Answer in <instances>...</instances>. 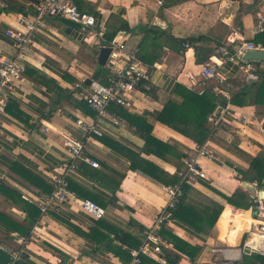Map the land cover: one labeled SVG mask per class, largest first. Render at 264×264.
Segmentation results:
<instances>
[{
	"label": "crops",
	"instance_id": "0c3cea01",
	"mask_svg": "<svg viewBox=\"0 0 264 264\" xmlns=\"http://www.w3.org/2000/svg\"><path fill=\"white\" fill-rule=\"evenodd\" d=\"M30 1L0 0V7L8 5L27 11L0 14V58L16 55V44L5 30L19 26L18 14L32 12ZM73 1L81 11L96 17L94 29L83 31L78 23L64 17L48 18L46 27L32 34L30 45L19 58L26 66L24 77L6 92L7 106L0 114V252L10 258L7 261L6 255H0V264H126L131 259L127 248L141 244L143 230L169 201L167 187L173 185L130 167L126 148L140 152L145 145L135 127L113 110L110 115L117 116L118 123L109 116L97 121L94 110L81 96V92L90 90L86 81L94 80L102 66L108 68L107 62L99 63L101 47L109 45L105 40L107 33L116 32L114 39L144 56L151 70L149 89L140 87L131 95L132 105L126 109L145 116L158 138L172 143L187 156L193 154V142L158 121L155 113L169 99L182 101L174 92L176 85L189 88L185 74L198 73L203 64L198 59L208 52L210 61L217 56L220 45H230L240 37L263 44V33H253L260 0ZM161 34L187 39L190 46L183 51L173 49ZM216 59L224 81L209 82L207 87L213 85L228 102L219 105L213 116L217 118L223 107L229 113L218 125L210 121L215 128L206 143L217 157L198 159L208 178L187 183L189 191L182 195L187 206L172 210L171 221L163 228L199 249L193 259L182 254L178 264H236L242 253L244 261L246 247H250L248 236L256 232L260 220L251 200L248 208L237 207L225 195H232L240 187L249 191L251 199L254 182L243 180L241 172L250 167L253 156L264 153V103H231L232 94L247 88L249 81L239 66ZM79 120L84 125L97 124L103 134L87 132L79 126ZM45 123L51 126L49 130L44 129ZM59 131L82 138L86 152L100 167L78 161V169L68 170L70 200L60 210L41 216L28 232V212L11 190L35 198L51 194L52 178L63 174L73 161ZM142 156L170 173L177 174L184 167L182 159L175 157L161 158L143 152ZM74 197L97 202L106 209L105 215L98 220L92 218L77 207ZM218 205L222 210L215 225L208 234L204 233L210 224V217L205 215ZM34 226L41 228L37 237L32 234ZM94 228L98 237L113 239V244L121 246L128 257L88 235ZM165 232L171 245L168 251L179 253ZM123 233L132 235V244L121 243L117 235ZM12 251L20 253L18 259L11 258ZM148 259L146 264H160L153 259L148 263ZM248 264L259 261L250 258Z\"/></svg>",
	"mask_w": 264,
	"mask_h": 264
},
{
	"label": "built area",
	"instance_id": "2783aa9c",
	"mask_svg": "<svg viewBox=\"0 0 264 264\" xmlns=\"http://www.w3.org/2000/svg\"><path fill=\"white\" fill-rule=\"evenodd\" d=\"M260 1L261 4L256 12V20L253 26L254 34L264 33V0ZM29 6L32 8L31 13H20L17 15L19 26H11L5 30L6 36L14 40L17 53L14 57L0 58V114L5 111L7 106L6 92L14 89L15 84L24 77L26 66L19 58L30 45L32 34L46 27L48 18L64 17L78 23L83 31L93 30L96 24V17L93 14L81 11L73 0H31ZM108 46L112 48V51L107 61L110 70V74L107 76V83L94 79L89 84L90 90L86 93L81 92V96L95 110L97 121L102 117L109 116L114 122L118 123L119 118L115 115H110V106L120 105L129 108L133 102L132 94L140 87H143L144 90L149 89L151 70L140 59L138 52L136 50H128L124 42L113 38L109 41ZM185 46H188V43ZM250 51L264 52V45L240 37L232 40L230 45H220L217 49L216 57L220 58V60L233 62L244 71V77L247 81L256 82L264 74V59L247 58V53ZM216 57L214 56L212 60L201 64V70L198 73L187 72L185 74L186 84L190 89L202 94L209 82L224 81V77L218 71ZM228 113V108L223 107L221 114L217 118L211 115L209 120L214 121L218 125ZM243 121L247 122V119L244 117ZM78 124L89 133L103 134V130L97 124L84 125L81 120L78 121ZM50 127L49 124L45 123V130H49ZM262 132L264 133V128H262ZM59 134L62 136L68 152L73 157V161L67 166L63 174L52 178L54 187L49 196L35 198L27 194L22 195L27 201L34 202L40 208L42 215L49 213V211L60 210L70 200L72 193L69 188L70 181L67 177V171L78 169V161L87 162L93 167H100L99 162L91 158L86 152V143L82 138L65 131H59ZM192 152L193 154L183 158L184 167L177 172L180 183L167 187V192L170 196L167 205L158 213L153 222L143 230L141 244L137 248H127L131 259L126 264H143L145 257L153 259L160 264H169L166 252L171 245L161 233V230L169 225L172 209L175 208L182 196L181 184L183 182L189 183L197 178L207 179L208 173L200 167L198 159L200 157L216 159L217 157L208 148L206 142L202 145L195 144L192 147ZM253 185L255 188L252 191L250 200L258 212L260 220L256 226V232L248 236V241L251 247L250 252L255 250L264 254V185L259 187L256 181H254ZM74 202L80 210L94 219L98 220L106 213V209L102 205L89 198L74 197ZM40 230L39 226H34L32 234L37 237ZM19 256L20 253L18 251L11 252L13 260L18 259Z\"/></svg>",
	"mask_w": 264,
	"mask_h": 264
},
{
	"label": "trees",
	"instance_id": "16d2710c",
	"mask_svg": "<svg viewBox=\"0 0 264 264\" xmlns=\"http://www.w3.org/2000/svg\"><path fill=\"white\" fill-rule=\"evenodd\" d=\"M29 10L32 11L31 6H29ZM4 11L27 12L24 10V8H9L8 5L0 7V14ZM115 34L116 32L107 33L105 40L109 43V41L114 38ZM161 36H164L166 44H168L169 47L178 51H183L185 47L190 46V42L187 39H179L163 34H161ZM260 36L261 41L264 44V33L260 34ZM189 40L194 41V38H189ZM186 43H188V46H185ZM201 49L203 50L204 48ZM210 53L211 52L205 54L206 57L204 58H199L198 60L200 61V63L206 62ZM138 56L145 64H147V61L144 60V56H142L141 54H138ZM104 73L106 74L104 75ZM108 74H110L108 68L102 66L96 74L95 79L102 83H107ZM245 85L247 86V88H242L241 90L232 94L231 103L239 106L247 105L248 103L252 105L264 103V74L258 82H247V84ZM174 92L182 97V101L178 102L176 100L169 99L166 102L164 108L161 111L155 113L156 119L161 123L167 125L169 128L181 133L184 137L192 141L194 145L204 144L211 137V134L213 133L215 128V124L213 122H210L209 116L217 115V113L215 114V112L218 109V106L225 105L228 102L227 97L222 93L216 92V89L213 87V85L207 87L202 94H199L198 92L191 90L180 83L176 85ZM86 104L87 106H89L87 102ZM110 110L120 113L128 121V123L135 127L136 131L145 140L143 151L141 150L140 152H138L136 150L126 148V152L128 153L127 155L130 159V167L133 170H138L165 185L178 184L180 181L178 174L170 173L152 160L142 156V152L146 153L147 155L153 154L161 158H168L171 156L182 159V161L183 158L187 156V154L180 151L172 143L158 138L153 133V124L149 122L145 116L131 113L125 107H122L120 105H112L110 106ZM241 173L243 180H247L249 182L256 181L259 186L264 185V153L260 151L256 156H253L251 159L250 167L246 171H242ZM187 183L188 182H183L181 184L183 190L182 195H184V193H188L189 191V185ZM11 191L15 197H19V199L22 200L25 210H27L28 212V219L30 221V226L28 227L29 232L32 229L33 225L37 224L40 217L43 216L41 214L40 208L34 202H28L27 200H25L21 194H18L17 192L15 193V190L12 189ZM225 198L229 203L237 207L248 208L249 206H251L250 193L245 188L239 187L234 191L232 195H225ZM186 206L187 204L185 203V198L181 196L179 202L175 206L176 209L174 208L175 210H172L175 212L180 211L182 207ZM221 210L222 206L218 205V207L215 208L210 215H205L207 218L210 217V224L207 229L204 230V233L208 234L211 228L215 225V222ZM96 231L97 228H94L93 231L88 235L93 238H97V240L100 242L107 243L109 247L111 246V249L115 253L121 256H127L125 250L121 251V246L113 244V239H110L109 237L104 235L98 237V235H96ZM164 232V229H162L161 233L163 235ZM165 233L168 234V236L171 238L174 248L179 251V253L174 251L166 252V258L170 263L178 264L180 258L182 257V254L190 257L191 259L196 256L199 250L196 246H193L192 244L183 240L175 234H172L170 232ZM117 237L121 240L122 244H132L131 234L123 233L117 235ZM249 252L250 251H247V255H245L244 257V261L246 264H248L250 258H255L259 261V264H264V256ZM0 255L6 254L4 252H0ZM128 256H130V254ZM5 258L8 261L10 257L6 255ZM146 259L147 257L143 259V264H146ZM148 260V263L153 262H150V259ZM152 264L157 263L153 262Z\"/></svg>",
	"mask_w": 264,
	"mask_h": 264
},
{
	"label": "water",
	"instance_id": "95a60500",
	"mask_svg": "<svg viewBox=\"0 0 264 264\" xmlns=\"http://www.w3.org/2000/svg\"><path fill=\"white\" fill-rule=\"evenodd\" d=\"M111 51H112V48L110 46H106L105 45V46L101 47L100 53H99V63L101 65H105L106 64ZM247 58L264 59V52L250 51V52L247 53ZM91 81H92V79L89 78L86 82L90 84ZM242 244H243V247H244L245 238H244ZM249 249L251 250V247H246L247 251H250ZM253 252H255V250H253ZM237 263L238 264H246L243 261V253H242V256H241L240 260L237 261Z\"/></svg>",
	"mask_w": 264,
	"mask_h": 264
},
{
	"label": "rangeland",
	"instance_id": "374dc122",
	"mask_svg": "<svg viewBox=\"0 0 264 264\" xmlns=\"http://www.w3.org/2000/svg\"><path fill=\"white\" fill-rule=\"evenodd\" d=\"M86 101V100H85Z\"/></svg>",
	"mask_w": 264,
	"mask_h": 264
}]
</instances>
